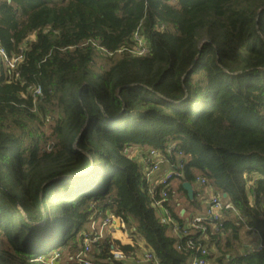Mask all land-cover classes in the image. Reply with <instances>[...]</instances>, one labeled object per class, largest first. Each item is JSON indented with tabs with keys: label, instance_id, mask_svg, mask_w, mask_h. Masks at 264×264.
<instances>
[{
	"label": "trees",
	"instance_id": "trees-1",
	"mask_svg": "<svg viewBox=\"0 0 264 264\" xmlns=\"http://www.w3.org/2000/svg\"><path fill=\"white\" fill-rule=\"evenodd\" d=\"M0 45L23 56L11 75L0 62V264L76 252L91 203L188 264L197 176L238 213L208 227V263L264 264V0H0ZM144 148L182 165L162 205L188 235L160 223L130 156Z\"/></svg>",
	"mask_w": 264,
	"mask_h": 264
},
{
	"label": "built area",
	"instance_id": "built-area-1",
	"mask_svg": "<svg viewBox=\"0 0 264 264\" xmlns=\"http://www.w3.org/2000/svg\"><path fill=\"white\" fill-rule=\"evenodd\" d=\"M135 45L131 50L135 56H143L147 53L143 39L138 32L134 33ZM23 56L20 52L16 56H8L0 45V62L9 75L14 73L22 62ZM33 98L41 95L39 86L33 89ZM136 158L142 166L147 182L162 164H169V171L161 176L155 184L149 188L150 196H154V190L160 186L159 198L153 202V208L158 210L162 225L169 226L171 234L175 237L180 233L188 235L198 233V237H190L186 241L184 250L189 252L188 264H208V241L209 228L218 232L220 222L227 212L238 215L237 211L228 203L224 202L219 195L210 194L204 201L206 210L201 216H194L191 221L186 220V229L180 228L172 219L170 212L163 207L167 198V190L170 183L183 176L182 165L170 164L165 156L159 152L148 149L146 153L138 152ZM181 154L178 153V158ZM135 159V158H134ZM194 184L208 188L206 180L197 176ZM176 206H179L176 204ZM90 216L88 222L80 232V245L76 252L66 255L61 263L62 254H53L50 258H40L47 264H161L153 252L145 245L144 240L137 231L135 223L130 218H121L109 210H102L97 203L89 205ZM209 227V228H208ZM247 231H254L248 229ZM105 245V247H102ZM178 250L181 246H176ZM251 249H260L259 241Z\"/></svg>",
	"mask_w": 264,
	"mask_h": 264
},
{
	"label": "crops",
	"instance_id": "crops-1",
	"mask_svg": "<svg viewBox=\"0 0 264 264\" xmlns=\"http://www.w3.org/2000/svg\"><path fill=\"white\" fill-rule=\"evenodd\" d=\"M137 150H139V149H137ZM137 150H133V151H137ZM139 152H141V150H139ZM135 160L137 161V158H135ZM138 162V161H137ZM169 164H167V163H165V164H162L161 166H160V168L154 173V174H152L151 176H150V178H149V181H148V183H149V185H151V184H155V182L161 177V176H163L167 171H169ZM175 181H177V180H175ZM176 185L177 184H172V182L170 183V186L171 187H176ZM193 190H196L197 192H198V195H197V200L198 201H200L201 203H200V205H201V211H199V212H196V211H193V210H191L190 209V207H189V209H190V211H193L192 212V214L194 215V216H201V215H203L204 214V212H205V210H206V206H205V204H204V201L208 198V196L210 195V194H213L214 193V191H213V189H211V188H206V189H204V190H202V192H201V190H199V188H198V186H196V189H194L193 188ZM205 195H207V198L205 197ZM179 197V196H178ZM180 200V199H179ZM178 205H180L181 206V204H183L184 206H185V204H184V200H183V202H181V204H180V202H178L177 203ZM188 207V206H187ZM175 210H177V208H175ZM184 211V214H185V210L184 209H182V207L179 209V214H180V216L182 217L183 215H181V211ZM204 210V211H203ZM193 218V217H192ZM256 235V234H255ZM259 241V239H258V236L256 235V242H258Z\"/></svg>",
	"mask_w": 264,
	"mask_h": 264
},
{
	"label": "rangeland",
	"instance_id": "rangeland-1",
	"mask_svg": "<svg viewBox=\"0 0 264 264\" xmlns=\"http://www.w3.org/2000/svg\"><path fill=\"white\" fill-rule=\"evenodd\" d=\"M147 150H148V148H144V149H142L141 150V153H146L147 152ZM143 151V152H142ZM139 152V150H137V151H133V150H131L130 151V156L132 157V158H136V154H139L138 153ZM176 180V179H175ZM175 180H173L172 181V184H177V181H175ZM192 187L194 188V189H196V185L195 184H193L192 185ZM198 188H199V190H201V192H202V190H204V189H206V187H200V186H198ZM205 197L207 198V195H205ZM180 200H179V202L181 203V202H183V198L181 197V198H179ZM262 210H263V212H264V201H263V204H262ZM204 211V210H203ZM157 213V212H156ZM241 242L244 244V245H246V246H248V247H250V248H252L253 246H255L256 244H257V242H256V235L254 234V233H249L247 230L244 232V233H242V235H241ZM209 252L210 253H213V246L212 247H210V249H209ZM62 254V256H60L61 257V263L63 262V260L65 259V256H66V254H65V251H63V250H60V249H50L49 250V256H52L53 254ZM209 264V263H208ZM211 264V263H210Z\"/></svg>",
	"mask_w": 264,
	"mask_h": 264
},
{
	"label": "water",
	"instance_id": "water-1",
	"mask_svg": "<svg viewBox=\"0 0 264 264\" xmlns=\"http://www.w3.org/2000/svg\"><path fill=\"white\" fill-rule=\"evenodd\" d=\"M182 188H183V190L186 192V194H187V197L190 199V200H192L193 199V187H192V185L190 184V183H188V182H184V183H182ZM225 197V195H223V198ZM184 214V211L182 210L181 211V215H183Z\"/></svg>",
	"mask_w": 264,
	"mask_h": 264
}]
</instances>
